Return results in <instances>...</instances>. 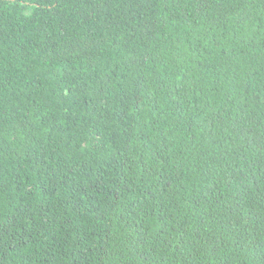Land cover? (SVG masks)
I'll use <instances>...</instances> for the list:
<instances>
[{
  "label": "trees",
  "instance_id": "16d2710c",
  "mask_svg": "<svg viewBox=\"0 0 264 264\" xmlns=\"http://www.w3.org/2000/svg\"><path fill=\"white\" fill-rule=\"evenodd\" d=\"M0 264H264V0H0Z\"/></svg>",
  "mask_w": 264,
  "mask_h": 264
}]
</instances>
